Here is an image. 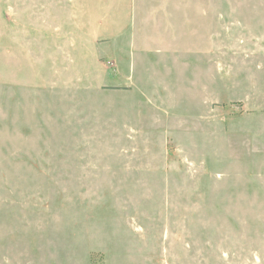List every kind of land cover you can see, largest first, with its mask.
I'll list each match as a JSON object with an SVG mask.
<instances>
[{
	"label": "rangeland",
	"instance_id": "374dc122",
	"mask_svg": "<svg viewBox=\"0 0 264 264\" xmlns=\"http://www.w3.org/2000/svg\"><path fill=\"white\" fill-rule=\"evenodd\" d=\"M0 264H264V0H0Z\"/></svg>",
	"mask_w": 264,
	"mask_h": 264
}]
</instances>
